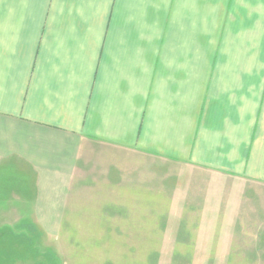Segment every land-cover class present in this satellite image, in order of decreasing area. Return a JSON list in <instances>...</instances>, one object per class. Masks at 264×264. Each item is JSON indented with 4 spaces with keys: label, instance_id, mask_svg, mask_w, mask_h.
Returning a JSON list of instances; mask_svg holds the SVG:
<instances>
[{
    "label": "crops",
    "instance_id": "obj_1",
    "mask_svg": "<svg viewBox=\"0 0 264 264\" xmlns=\"http://www.w3.org/2000/svg\"><path fill=\"white\" fill-rule=\"evenodd\" d=\"M127 155L179 169L180 263L264 264V0H0V264L101 231Z\"/></svg>",
    "mask_w": 264,
    "mask_h": 264
},
{
    "label": "rangeland",
    "instance_id": "obj_2",
    "mask_svg": "<svg viewBox=\"0 0 264 264\" xmlns=\"http://www.w3.org/2000/svg\"><path fill=\"white\" fill-rule=\"evenodd\" d=\"M136 157H125L122 171L118 170L120 173L111 177L113 182L102 186L104 194L97 192L94 200L81 202L93 212L102 208L101 204L98 205L102 196V212L106 215L97 218L102 225L101 231L59 234L56 240L49 234L47 239L45 235L47 248L55 244L53 251L59 257L54 260L59 261L58 264L185 262V259H179V231L183 220L186 221L181 216L185 202L180 198L182 180L178 178L179 169L160 159ZM79 219L87 222L85 217ZM52 248L49 249L51 253ZM44 261L50 264V260Z\"/></svg>",
    "mask_w": 264,
    "mask_h": 264
}]
</instances>
